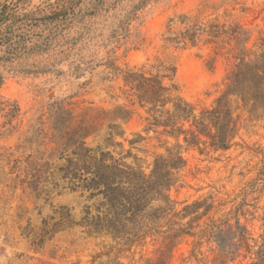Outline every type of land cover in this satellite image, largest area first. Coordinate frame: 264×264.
I'll list each match as a JSON object with an SVG mask.
<instances>
[{"label":"rangeland","instance_id":"obj_1","mask_svg":"<svg viewBox=\"0 0 264 264\" xmlns=\"http://www.w3.org/2000/svg\"><path fill=\"white\" fill-rule=\"evenodd\" d=\"M56 1L19 0L24 11H46ZM93 1L76 5L48 49L16 63L36 71H12L8 61L0 62V264H146L156 257L159 237L128 235L130 242L79 224L86 205L89 216L97 214L98 198L87 199L88 192L73 190L60 178L65 159L53 148L48 120L57 102L75 119L85 108L130 107V117L116 122L122 132L113 138L117 144L108 149L145 173L167 148L180 152L184 165L165 194L177 214L172 220L191 229L167 264H213L217 246L205 230L225 221L244 225L250 245L245 257L226 264L264 263V89L247 83L241 71L237 94L228 96L233 137L226 149L215 150L205 136L190 145L182 136L149 128L146 109L128 96L123 80L126 70L140 69L161 77L195 114L211 107L225 92L237 59L229 52L233 41L218 46L210 32L216 34L218 26L244 31L251 59L264 67V0H105L102 11L91 13ZM185 16L199 23L193 43L177 38ZM103 123L85 138L86 146L105 145L110 122ZM194 203L200 204L196 212L179 218ZM158 205L155 201L152 208ZM208 205L198 221L186 225Z\"/></svg>","mask_w":264,"mask_h":264},{"label":"trees","instance_id":"obj_2","mask_svg":"<svg viewBox=\"0 0 264 264\" xmlns=\"http://www.w3.org/2000/svg\"><path fill=\"white\" fill-rule=\"evenodd\" d=\"M81 1L57 0L46 11H24L19 0L1 3L0 62L8 61L12 71H36L19 67L16 63L21 57L48 49L57 36L59 26L71 21L76 13L75 7ZM104 1L94 0L91 13L102 11ZM180 22L183 30L177 35L179 42L188 40L193 43L199 29L198 21L185 16ZM210 33L214 38H219V42L216 41L218 46L223 42L233 41L234 46L229 52L237 59L226 77L225 92L215 99L211 107L195 114L194 107L166 86L161 77L146 75L140 69L126 70L123 80L128 87L125 90L128 96L134 97L146 109L149 128L175 139L182 136L190 145H198L201 137L205 136L209 139L210 147L217 150L226 149L233 137L228 96L237 94L241 71H244L247 83L264 89V67H256L251 59V52L244 44V31L218 26L217 35L212 31ZM131 112L132 109L125 105L116 106L109 111L85 108L79 119H75L70 108L57 102L48 118L52 131L50 141L54 144L53 148L64 155L65 163L58 168L60 178L72 183L71 189H79L82 194L88 192L87 199L98 198L97 214L89 216L90 206L86 205L79 224L91 233L104 232L114 239L126 237L130 242L134 239L130 240L128 235L136 239L147 235L159 237L156 257L148 258L146 264H167L173 247L191 229L190 226L172 220L177 214L172 213L165 194L174 182L173 174L183 167L184 160L178 150L167 148L164 154L155 157L151 170L145 173L140 167L123 161L122 157H115L108 147L117 144L113 142V138L122 134L117 130L116 122L127 120ZM105 120L110 122L106 126L105 145L95 148L86 146L85 138L98 132ZM184 123H189V126L184 127ZM34 127L33 131L36 132L38 125ZM158 128L161 130L157 131ZM134 142L136 141H130ZM155 201L162 205L152 208ZM199 206V203H194L191 211L190 206H186L179 218L196 212ZM209 207L210 205L201 213L195 214L186 225L198 221ZM165 218L167 220L160 223ZM223 224L212 223L205 230L217 246L218 252L213 258V264H226L227 261H233L238 256L245 257L250 252L245 226L238 222L234 227L226 221ZM250 264L264 263L260 260Z\"/></svg>","mask_w":264,"mask_h":264}]
</instances>
